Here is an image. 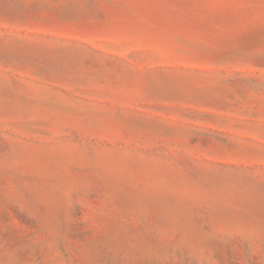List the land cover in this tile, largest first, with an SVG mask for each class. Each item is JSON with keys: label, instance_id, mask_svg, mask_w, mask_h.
<instances>
[{"label": "rangeland", "instance_id": "374dc122", "mask_svg": "<svg viewBox=\"0 0 264 264\" xmlns=\"http://www.w3.org/2000/svg\"><path fill=\"white\" fill-rule=\"evenodd\" d=\"M0 264H264V0H0Z\"/></svg>", "mask_w": 264, "mask_h": 264}]
</instances>
